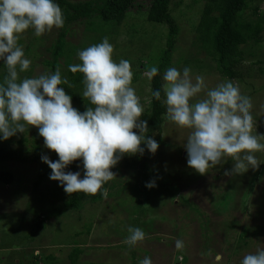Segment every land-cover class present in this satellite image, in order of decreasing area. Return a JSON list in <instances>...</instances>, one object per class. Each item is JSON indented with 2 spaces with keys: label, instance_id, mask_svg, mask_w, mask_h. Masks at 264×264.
Masks as SVG:
<instances>
[{
  "label": "rangeland",
  "instance_id": "rangeland-1",
  "mask_svg": "<svg viewBox=\"0 0 264 264\" xmlns=\"http://www.w3.org/2000/svg\"><path fill=\"white\" fill-rule=\"evenodd\" d=\"M148 3L149 0H133V6L117 25L96 19H79L67 25L64 39L74 51L70 64L81 63L77 57L79 51L108 37L114 46L113 59L131 63L132 86L145 111L150 108V84L144 73L150 66L160 70L161 84L163 73L169 67L181 71L189 67L193 77L205 78L208 88L231 81L253 102V133L264 135V25L258 43L247 42L239 47L241 61L235 66L239 76L228 79L216 71L215 63L196 42L194 28L203 5L200 0L169 3L168 13L176 29L169 51L165 45L166 26L146 20ZM244 15L248 19L264 15V0L250 2ZM60 30L54 28L36 37L34 30L29 29L21 35L19 44L25 58L32 61L29 71L21 77L51 73L57 66L62 70V77L67 76L68 67L62 59L53 69L45 64L50 61V46ZM6 75V65L0 61V82ZM163 99L162 93L163 121L154 138L159 147L155 154L142 156L147 168H124L117 164L111 169L115 177L103 186L107 197L103 196L102 189L98 192L99 199L64 209L57 217L47 220L31 239L26 237L29 225L41 216L46 206L35 201L32 193L37 195L43 187H58L59 200L53 203L56 205L69 195L60 182L49 179L51 169L41 158H50L52 151L45 147L37 128H29L26 133H18L8 140L0 137V146L22 150L25 158L19 162H0V171H8L13 177L9 184L0 183V264H139L144 257H150L152 264H216L217 253L223 257L219 264H241L245 255L264 249L263 152L255 154L259 167H250L243 174H231L234 161L230 158L204 175L197 173L187 164L184 144L188 130L164 118ZM72 106L78 111L81 108L75 102ZM35 135L39 137L36 139ZM20 138L24 139L23 144H18ZM33 147L37 148L35 162L27 160L33 154ZM78 161L83 164L82 160ZM64 171L75 173L69 169ZM38 173L43 175L39 191L32 192ZM152 181L156 187H146ZM129 226L139 227L146 233L145 240L132 248L123 243ZM178 239L184 242L182 250L175 248ZM75 249L79 254L72 260L70 256Z\"/></svg>",
  "mask_w": 264,
  "mask_h": 264
},
{
  "label": "clouds",
  "instance_id": "clouds-1",
  "mask_svg": "<svg viewBox=\"0 0 264 264\" xmlns=\"http://www.w3.org/2000/svg\"><path fill=\"white\" fill-rule=\"evenodd\" d=\"M64 23L62 10L53 0H0V61L7 68L0 82V137L8 140L37 128L45 147L59 157L56 162L47 156L41 158L51 169L50 180L60 182L68 195L95 196L103 189L107 197L103 186L115 177L111 169L125 155L142 156V144L152 154L159 145L147 136L148 123L141 119L145 108L132 86L131 63L113 59L114 46L108 37L79 51L81 63L68 66L71 73L83 76L82 97L91 105L83 113L72 106V97L61 87L71 88L72 84L62 77L59 66L51 73L21 77L32 63L19 44L21 35L32 29L41 37L54 28H63ZM158 73L157 66H150L144 75L151 81ZM162 80L152 97L160 101L163 93L164 118L188 130L184 147L190 168L204 175L225 158L234 161L231 174L259 167L255 154L264 152V135L253 133V102L238 86L225 80L208 88L205 78L193 77L189 67L182 71L169 67ZM77 160L83 161V179L79 172L64 171ZM146 187H156L155 181ZM127 231L123 243L129 248L146 238L139 227L129 226ZM175 248L182 250L184 242L176 240ZM222 259L219 253L214 257L216 264ZM139 264H152V260L144 257ZM241 264H264V249L245 255Z\"/></svg>",
  "mask_w": 264,
  "mask_h": 264
},
{
  "label": "trees",
  "instance_id": "trees-1",
  "mask_svg": "<svg viewBox=\"0 0 264 264\" xmlns=\"http://www.w3.org/2000/svg\"><path fill=\"white\" fill-rule=\"evenodd\" d=\"M203 5L199 14L198 22L194 28L195 39L198 42L199 47L205 53V55L215 63L216 71L225 78L234 79L239 76L235 69V66L241 61V52L239 47L247 42L256 44L260 41L259 34L262 26L264 25V15H260L254 19H248L244 15V11L247 9L250 2L255 0H200ZM58 4L62 10L65 23L63 28L57 34L53 44L50 46V61H46L45 64L51 69L56 67L58 60L62 59L63 65L68 67L71 62V57L74 51L70 50L65 42V32L67 25L76 20H91L96 19L98 22L112 23L117 25L124 18L125 13L133 6V0H89L78 3H69L67 0H53ZM171 0H149L146 20L155 24H163L167 29L166 48L169 51L172 46V39L175 35V24L170 14L168 13V5ZM253 13L255 8L252 9ZM66 78L72 84L69 88L68 85H64L63 88L68 95L72 97V102H75L81 106L79 112L83 113L91 106L89 102L82 97L84 86L82 83V74H73L67 68ZM150 86V108L149 111H145L142 120H146L148 123L147 136L155 138L160 132L161 123L163 121L162 115L164 109L160 101H156L152 97V92L160 89V70L156 77L149 80ZM74 91V92H72ZM80 92L81 95L76 97L75 93ZM162 99V98H161ZM139 134V133H138ZM39 135H35L37 139ZM44 140V139H43ZM23 144L24 139L20 138L18 144ZM145 154L149 153L146 145H141ZM37 148L33 147V154L27 160L35 162L37 159ZM141 155L124 156L119 162V167L146 169L147 165ZM24 156L22 150H16L14 148H7L0 146V162L7 161H22ZM264 158V152H263ZM25 159V158H24ZM51 161L56 162L59 160L58 155L55 152H51ZM73 172H79L80 175H84V168L81 162L74 161L67 168ZM42 173H38L35 180L32 183V192L39 191L38 185L42 178ZM13 180V177L8 171H0V183L9 184ZM59 188L52 189L51 187H43L35 196V201L46 205L43 209V215L36 217L29 225L27 238H32L39 230L42 229L43 224L51 219L57 217L64 209H74L83 201L92 199H99L101 193H97L95 196L85 195L84 193H75L69 195L68 199L61 204H53L55 200H59L58 193ZM32 196V197H33ZM79 250L75 249L72 252L70 258L73 260ZM135 264V263H131Z\"/></svg>",
  "mask_w": 264,
  "mask_h": 264
}]
</instances>
